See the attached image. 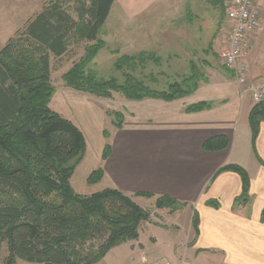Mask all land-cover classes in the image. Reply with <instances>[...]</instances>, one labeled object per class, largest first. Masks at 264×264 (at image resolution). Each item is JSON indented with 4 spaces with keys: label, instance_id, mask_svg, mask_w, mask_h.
Here are the masks:
<instances>
[{
    "label": "crops",
    "instance_id": "obj_1",
    "mask_svg": "<svg viewBox=\"0 0 264 264\" xmlns=\"http://www.w3.org/2000/svg\"><path fill=\"white\" fill-rule=\"evenodd\" d=\"M44 1L0 0V48L12 30L23 27ZM114 2L116 25L111 19ZM256 2L264 8V0ZM113 3L98 35L104 41L101 49L112 42V48L106 50L109 53L117 52L115 46H123L126 53L122 55L149 51L159 58V62L167 58L168 63L174 59L183 64L181 72L174 70L172 74L165 73L170 75L166 77L162 72L154 73L155 65L148 63V72L156 74L158 80L177 78L182 73L186 75L191 61L204 65H207L205 61L216 63L220 53L217 49L220 46L221 51L225 46V35L220 42L217 0H159V3L157 0H114ZM14 16H19L18 24ZM181 19L183 24L178 23ZM263 23L254 35L252 49H256L247 56V63H253L255 56L261 59L258 47L264 55ZM226 25L223 19L224 28ZM181 31L183 52L169 43L171 38L178 39ZM80 43L85 45L86 41L71 40L67 53H71L74 46L82 45ZM54 59L52 56L49 59L50 68ZM215 66L197 67L206 80H200L194 91L174 100L117 98L120 103L112 109L122 115L118 127L106 113L105 100L112 97H95L63 85L57 90L54 88L50 106L73 122L84 135L85 151L78 164L81 167L89 159L90 165L83 173V182L90 168L102 166L101 180L85 194L112 187L131 196L135 202L141 198L153 202L156 197L167 195L183 203L181 224L176 220L163 222V225L149 222L153 232L163 237L158 242L157 235L152 234L160 250L164 248L169 252L178 239L185 238L180 257L183 255L193 264H210L206 255L202 257L204 253L219 256L217 264H264V221L261 216L264 209V121L252 142L248 123L253 104L250 95L224 68ZM117 94L113 93V96ZM202 102L208 105L199 110H185L186 106ZM103 130L107 131V137ZM216 135L226 136L228 145L223 149H203V141ZM106 142L111 149L102 160ZM227 163L239 164L249 175V191L244 202L242 199L235 201L241 194L239 175L229 170L219 171ZM73 175L71 187L81 192V182L74 184ZM137 192H147L150 196ZM209 199L216 200L218 207L207 205ZM193 211L198 215L196 235L191 223ZM137 239L128 240L129 246ZM192 239L195 240L191 242ZM137 247L139 249V243ZM145 259L147 257L140 255L136 261Z\"/></svg>",
    "mask_w": 264,
    "mask_h": 264
},
{
    "label": "trees",
    "instance_id": "obj_2",
    "mask_svg": "<svg viewBox=\"0 0 264 264\" xmlns=\"http://www.w3.org/2000/svg\"><path fill=\"white\" fill-rule=\"evenodd\" d=\"M113 1L45 0L0 48V245L5 242L7 251L0 264H16L17 259L43 264H93L111 248L137 239L141 223L152 221L150 211L119 189L104 187L89 194L74 191L70 177L83 157L84 135L50 106L54 86L49 59L66 54L73 39L85 40L86 44L83 53L61 74L63 85L95 97L111 98L119 93L128 100L170 101L191 93L200 80H206L191 61L186 75L167 78L160 86L157 71L142 70L148 63H160L149 51L117 57L113 70L119 78L100 77L90 63L104 46L98 35ZM224 1L217 0L222 11ZM220 67L232 76L224 65ZM207 105L195 103L185 110ZM106 113L112 116L115 126L121 125L120 112ZM263 121L264 101L252 104L248 114L252 142ZM103 134L108 136L106 130ZM227 145L226 136L216 135L205 139L202 148L223 149ZM109 153L110 144L106 142L101 159ZM223 170L239 175L241 194L235 201H246L250 185L247 171L237 163H227L219 169ZM102 176V166L98 165L89 172L87 184L98 183ZM137 194L150 196L147 192ZM206 204L218 207L213 199ZM182 205L167 195L154 200L156 208L172 211ZM261 216L264 221V209ZM191 223L196 235V211Z\"/></svg>",
    "mask_w": 264,
    "mask_h": 264
},
{
    "label": "rangeland",
    "instance_id": "obj_3",
    "mask_svg": "<svg viewBox=\"0 0 264 264\" xmlns=\"http://www.w3.org/2000/svg\"><path fill=\"white\" fill-rule=\"evenodd\" d=\"M125 1L128 2L130 0H125ZM157 3H159V0H157ZM115 4L116 3L114 2L112 5L113 6L112 10H111L112 11L111 19L113 20L112 22L114 25H116L115 17L113 15V12L115 10ZM228 4H229V1L227 0L226 2L223 3L224 10L219 11V15H220V21H219L220 42L224 38V35H226V33H227V25L224 28L223 19L225 20V9L228 6ZM14 17L16 19H18L15 22L16 24H18L19 23V16H14ZM182 19L178 23L183 24ZM263 25H264V23H263ZM20 28H18V29H20ZM15 30H12L10 37L15 33ZM169 43L172 45V47L178 48L179 50L181 49L183 52V49H182L183 48V45H182L183 44V31L180 32L178 39L171 38ZM169 43L167 42L168 45H169ZM222 43H223V41H222ZM80 44H82V43H80ZM112 45H113V43L109 42L107 47L100 49L94 58V60L96 62L90 63V66L97 72V74L100 77H109L110 75H114V76H117L119 78V73L117 74L116 70H113V62L117 57L122 56V53H126V47L115 46L117 48V52H115V53L114 52H112V53L107 52L106 50L111 49ZM84 46H85L84 44L74 46L71 49V53L64 54L62 57H58V58L55 57L54 61H51V75H50L51 76V83L53 84V86L56 90L59 88H62V86H63L62 79H61V73L64 72L72 64V62L75 61L83 53ZM167 47L168 46H165V48H167ZM220 49H221V47L219 46L217 51L220 52ZM255 49L256 48L254 47V49H252L251 52H254ZM262 50L264 52V49H262ZM257 51L260 53V56H262V57L260 59V58H257V56H255V58L253 57L254 58L253 63H250V61L248 62L249 64L247 63L248 68H249V76L252 77L254 80L263 81L264 80V55H262L261 48L258 47ZM107 55L111 56L112 60L108 59ZM219 55H220V53H219ZM216 61H217L216 63H217L218 67L222 65L219 58ZM167 63H168V59L165 58L158 65L154 66V68H153L154 72L157 71V72H165L168 74H172V72H174V70L181 72V69L183 68V67H181V65H183V64L180 61H175L174 59H171L169 61V63L168 64ZM216 63H215V61H213L211 66H215ZM149 65L150 64H147L146 69L143 68L142 70L144 72H148ZM196 65H198L197 66L198 69H203L208 64L204 65V64H200V62H198ZM217 66H215V67H217ZM151 69H152V67H151ZM165 76L167 77L166 74H165ZM157 77H159V76L157 75ZM172 79H174V78H171L169 80H172ZM232 79L235 81V79L233 77H232ZM165 80H166L165 78L159 79L158 80L159 85H163L164 84L163 82ZM235 83H236V81H235ZM120 97H122V96L117 94V95L112 96V98L110 100H105V104L107 105V110H114L112 108H115L116 104L119 105L120 102L117 101V98H120ZM110 149H111V147H110ZM84 151H85V149H84ZM79 164L77 165L76 169L74 170V175L72 173V175H73L72 181L74 184H79V182H81L84 186V187H82V184L80 183L81 189H83V190L81 192L80 191L78 192L75 190L74 191L79 193V194H85V193H88V191H90L93 188L91 184H87L86 181L83 182V179H85V176H83V173L85 172V170L88 169V167L90 165V160L87 159V161L84 164L82 163L81 167H79ZM95 167L90 168L89 172L92 169H94ZM70 180H71V177H70ZM137 201L138 202H136V203H138L141 207L145 208L146 210H148L152 213L151 214V220L157 224L163 225V222L169 223L170 221L173 222L175 220L178 221L179 224H181L183 222L184 213H183V210L181 211V208L172 211V210H169L168 208H163V207L156 208L154 206V201L152 202L151 200H145V199L141 198V199H137ZM139 232H140L139 233L140 236L136 241L133 242V246H129L128 241L124 242V243H122L116 247L111 248L99 261H97L93 264H148V263H146L145 260H148L150 263V262H155L162 257H169L173 261L179 260L180 254L182 252V247L183 248L185 247V243H186L185 238H183V240L178 239V241H176V243H174V247L171 249V251L168 252V251H164V248H163V250H160L159 247H156V243H155L156 237H153L152 234L155 236L157 235L158 242L161 241L163 237L159 236L158 234H155V232H153V229H152V227H150L149 222H147V221L142 222L140 225V228H139ZM185 233L187 235L186 231H185ZM191 237H192V235L188 238V240H190ZM138 243H139V249H137ZM140 252H141V254H140ZM6 253H7V251H6L5 242H2L0 245V262L5 257ZM207 254H210V253H204V254H202V257L205 258V255H206V259L208 261H210V264H217L218 263L219 256H216V254H211V255H207ZM140 255L147 257V259H145L144 261H141V260L136 261V260H138ZM149 256H152V257L148 258ZM201 263H203V262H201ZM16 264H30V262H27V261H24L21 259H17ZM38 264H43V263H38Z\"/></svg>",
    "mask_w": 264,
    "mask_h": 264
},
{
    "label": "built area",
    "instance_id": "obj_4",
    "mask_svg": "<svg viewBox=\"0 0 264 264\" xmlns=\"http://www.w3.org/2000/svg\"><path fill=\"white\" fill-rule=\"evenodd\" d=\"M225 9L227 33L225 46L220 51L219 59L235 79L236 83L245 90L252 103L264 101V80L257 81L249 76L247 56L253 47L254 35L260 31L264 22V8L256 0H228ZM148 264H193L183 255L177 261L162 257Z\"/></svg>",
    "mask_w": 264,
    "mask_h": 264
}]
</instances>
